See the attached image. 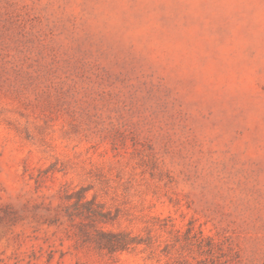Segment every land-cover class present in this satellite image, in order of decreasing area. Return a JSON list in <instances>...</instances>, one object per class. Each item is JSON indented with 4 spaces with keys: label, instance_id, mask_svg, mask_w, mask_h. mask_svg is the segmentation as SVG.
Here are the masks:
<instances>
[{
    "label": "rangeland",
    "instance_id": "rangeland-1",
    "mask_svg": "<svg viewBox=\"0 0 264 264\" xmlns=\"http://www.w3.org/2000/svg\"><path fill=\"white\" fill-rule=\"evenodd\" d=\"M0 264H264V0H0Z\"/></svg>",
    "mask_w": 264,
    "mask_h": 264
},
{
    "label": "trees",
    "instance_id": "trees-1",
    "mask_svg": "<svg viewBox=\"0 0 264 264\" xmlns=\"http://www.w3.org/2000/svg\"><path fill=\"white\" fill-rule=\"evenodd\" d=\"M100 237L95 240L96 243L107 250H118L122 249L126 245V235L122 232L109 233V232H99Z\"/></svg>",
    "mask_w": 264,
    "mask_h": 264
}]
</instances>
